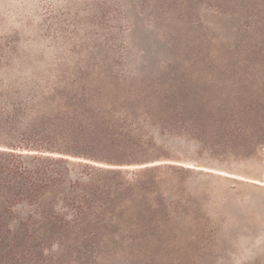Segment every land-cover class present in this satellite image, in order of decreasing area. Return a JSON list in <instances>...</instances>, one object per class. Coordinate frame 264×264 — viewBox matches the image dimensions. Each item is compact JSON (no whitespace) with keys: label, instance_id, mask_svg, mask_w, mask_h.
<instances>
[{"label":"rangeland","instance_id":"1","mask_svg":"<svg viewBox=\"0 0 264 264\" xmlns=\"http://www.w3.org/2000/svg\"><path fill=\"white\" fill-rule=\"evenodd\" d=\"M12 148L0 264H264V0H0Z\"/></svg>","mask_w":264,"mask_h":264},{"label":"trees","instance_id":"2","mask_svg":"<svg viewBox=\"0 0 264 264\" xmlns=\"http://www.w3.org/2000/svg\"><path fill=\"white\" fill-rule=\"evenodd\" d=\"M32 147L35 146L32 144ZM35 148L43 149L41 146H36ZM35 151L37 152L36 156H39L38 161H40V164H32V162L26 161L23 158L24 154L17 153L15 148L5 153H0V173L7 172L11 177L32 180V193L37 192V190L48 184L55 183L59 174L58 171L43 166L45 163H58L59 160H54L52 157L44 155V152L40 150Z\"/></svg>","mask_w":264,"mask_h":264},{"label":"bare ground","instance_id":"3","mask_svg":"<svg viewBox=\"0 0 264 264\" xmlns=\"http://www.w3.org/2000/svg\"><path fill=\"white\" fill-rule=\"evenodd\" d=\"M26 153H32V152H28V151H25ZM194 165V164H193ZM198 168H201V167H198Z\"/></svg>","mask_w":264,"mask_h":264}]
</instances>
